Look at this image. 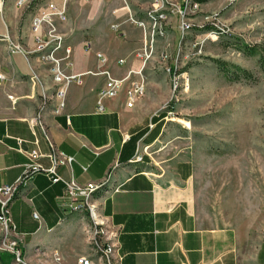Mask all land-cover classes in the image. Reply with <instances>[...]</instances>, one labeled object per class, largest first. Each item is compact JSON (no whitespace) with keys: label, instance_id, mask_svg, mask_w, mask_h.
Instances as JSON below:
<instances>
[{"label":"crops","instance_id":"obj_1","mask_svg":"<svg viewBox=\"0 0 264 264\" xmlns=\"http://www.w3.org/2000/svg\"><path fill=\"white\" fill-rule=\"evenodd\" d=\"M69 1L67 20L58 25L74 49V71L85 75L81 84L69 86L64 110L55 111V100L41 110V89L32 83L30 75L37 73L52 93L48 69L36 60L28 63L21 54L10 53L5 43L0 44V73L7 76L0 80V186L18 180L29 152L38 149L48 154L51 139L58 150L75 157L70 166H59L64 178L98 182L112 171L107 186L110 191H98L95 201L111 225L121 230L120 264H264V239L258 243L234 228L201 223L194 204L195 162L161 153L159 143L167 122L156 112V106L165 98L156 87V77H147L157 73L149 70L152 60L145 68L146 95L133 107L127 106L125 91L114 98L99 96L106 78L89 72L108 69L114 76L123 77L142 64L135 53L143 47L144 32L128 21V8L124 5L112 11L111 24L120 29L116 31L113 25L102 26L98 21L93 11L98 1ZM129 7L139 18L146 16V10L138 14L130 0ZM15 12L22 14L16 5L6 8L0 36L9 31L32 47L33 16L28 28L19 30ZM138 33L142 36L137 37ZM86 42L91 43L90 49ZM98 52L109 58L107 64L100 63ZM119 59L126 62L119 64ZM40 112V122L33 123ZM137 154L143 161H134ZM39 161L45 167L51 165L46 156ZM116 187L118 190L113 191ZM63 193V183L54 184L39 173L14 198L12 217L27 264H77L79 256L91 253L90 218L87 213L72 212L68 201H60ZM0 264H14L12 254L0 253Z\"/></svg>","mask_w":264,"mask_h":264},{"label":"rangeland","instance_id":"obj_2","mask_svg":"<svg viewBox=\"0 0 264 264\" xmlns=\"http://www.w3.org/2000/svg\"><path fill=\"white\" fill-rule=\"evenodd\" d=\"M49 1L63 2L32 0L19 8L22 14L13 15L18 29H27L31 16ZM96 1L93 11L98 21L111 27L112 11L125 3ZM199 1V10L189 15V31L183 32L180 18L172 15L148 64L157 73L147 77H156V87L165 98L156 112L168 114L161 153L195 162L194 204L203 225L231 227L260 243L264 239V70L259 56L246 55L237 46L239 42L264 46V0ZM150 2L130 0L140 15ZM15 3L6 1L0 21ZM164 51L168 57H163ZM215 59L240 65L252 78L230 79ZM174 73L181 74L176 90Z\"/></svg>","mask_w":264,"mask_h":264},{"label":"built area","instance_id":"obj_3","mask_svg":"<svg viewBox=\"0 0 264 264\" xmlns=\"http://www.w3.org/2000/svg\"><path fill=\"white\" fill-rule=\"evenodd\" d=\"M7 0H0V10ZM32 0H16L17 8L29 6ZM129 10L128 21L143 29V47L136 54L142 61L139 69H130L125 76L116 77L110 70L90 74L103 75L106 78L105 86L100 90L99 96L102 99L114 98L123 91L126 93L127 106L133 105L143 98L147 91V77L145 68L150 60L154 58L158 47V42L164 38L167 33V26L173 14L180 18V26L183 32L191 28L189 15L199 10L201 2L199 0H151L150 6L146 10V16L139 18L129 7V0H122ZM67 2L63 0L62 4L49 1L41 6L33 15L31 30L34 35V45L29 47L15 38L11 32H6L0 36V40L6 44L8 51L12 54H21L28 63L38 61L44 65L50 74L54 92L50 93V87L46 86L43 78L37 73L30 75V80L35 86H39L41 97V110L49 101L55 100L56 112H60L67 105V90L72 84H81L84 73L74 71V49L66 41L67 35L59 28L58 22L67 20ZM112 28L120 31L117 25ZM92 47L90 42H86V48ZM163 57H168V51L162 53ZM97 57L101 64H107L109 58L103 53L98 52ZM125 59H119V64H124ZM181 74L174 73L172 76V85L176 90L180 85ZM7 76L0 73V80H6ZM13 103L17 99L10 95ZM99 109L104 106L99 104ZM41 112L34 119L33 123H39ZM153 127L154 125L151 124ZM21 143L22 139H18ZM50 152L42 154L38 149L28 153L29 161L25 164L22 175L11 184L0 186V253H10L13 256L14 264H27L22 242L17 233V226L12 217L11 206L14 198L19 193L21 187L27 186L33 177L39 173L48 176L52 183H63L64 193L59 197L60 201H68V207L72 212L87 213L90 218L89 245L91 253L89 255L79 256L77 264H120L119 255V236L120 228H115L107 216L101 211V207L95 201V194L107 188L111 178L112 171L108 176L98 182L89 181L80 183L74 178L66 179L59 172V166H70L75 157L65 154L58 150L55 143L49 139ZM48 157L51 165L45 167L39 160L41 157ZM135 162L143 161V156L137 154ZM87 170V166H83ZM116 187L113 191H117ZM36 219L40 216L38 212L33 213ZM56 260L59 261V253L55 252Z\"/></svg>","mask_w":264,"mask_h":264},{"label":"trees","instance_id":"obj_4","mask_svg":"<svg viewBox=\"0 0 264 264\" xmlns=\"http://www.w3.org/2000/svg\"><path fill=\"white\" fill-rule=\"evenodd\" d=\"M204 1V0H201ZM209 29L213 28V26H208ZM238 49L243 51L246 55L251 56H259V62L261 64V67L264 70V46L262 45H249L243 42H239ZM218 67L225 73L227 77L230 79H240L241 77H244L246 79L252 78V73L248 71L247 69L241 67L240 65L229 63L223 60H214ZM168 114L163 112L161 113V116L165 118Z\"/></svg>","mask_w":264,"mask_h":264}]
</instances>
